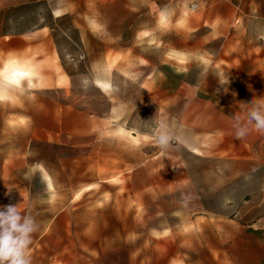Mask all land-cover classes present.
<instances>
[{
	"label": "rangeland",
	"instance_id": "rangeland-1",
	"mask_svg": "<svg viewBox=\"0 0 264 264\" xmlns=\"http://www.w3.org/2000/svg\"><path fill=\"white\" fill-rule=\"evenodd\" d=\"M0 74V182L36 222L139 172L130 264H264V0H0Z\"/></svg>",
	"mask_w": 264,
	"mask_h": 264
},
{
	"label": "crops",
	"instance_id": "crops-1",
	"mask_svg": "<svg viewBox=\"0 0 264 264\" xmlns=\"http://www.w3.org/2000/svg\"><path fill=\"white\" fill-rule=\"evenodd\" d=\"M146 170L147 198L150 199L153 198L150 186L157 184L164 188L169 182L165 174H158L163 177V181H157L161 177L156 178L149 168ZM139 174L136 172L129 176L131 190L128 199L99 196L85 199L81 205H76V198L72 197L66 206L50 213L46 219L37 221L39 227L32 235L29 246L32 264H122L125 261L130 264L132 246L122 242L124 236L129 237L128 233L124 235L122 231L124 219L132 218V212L126 207L131 205V208L136 206L137 209L139 205ZM28 192L30 190L25 183L11 184L2 180L0 210L9 205H18L34 217L36 210L29 204L32 200L27 197ZM147 206H151L149 201ZM135 218L138 221L137 211ZM131 232L130 237L133 236Z\"/></svg>",
	"mask_w": 264,
	"mask_h": 264
},
{
	"label": "clouds",
	"instance_id": "clouds-1",
	"mask_svg": "<svg viewBox=\"0 0 264 264\" xmlns=\"http://www.w3.org/2000/svg\"><path fill=\"white\" fill-rule=\"evenodd\" d=\"M172 15V11L165 7L161 11L162 17H169ZM100 72L103 70L100 69ZM17 75H23V73H17ZM13 84L18 81H13ZM107 90L112 92L111 83H105ZM11 87L9 84H5L0 74V102L4 101L5 88ZM32 87L31 82L28 85ZM24 91L23 88L20 89ZM253 107L250 109L249 122L255 121V127L264 131V106H256L252 101ZM247 129H237V137H243L247 133ZM168 136L162 135L159 138V144L161 146L168 143ZM26 179H31V176L26 174ZM39 225L35 218L24 210H21L18 205L6 206L3 210H0V264H32V258L29 246L32 242V235L38 230Z\"/></svg>",
	"mask_w": 264,
	"mask_h": 264
},
{
	"label": "bare ground",
	"instance_id": "bare-ground-1",
	"mask_svg": "<svg viewBox=\"0 0 264 264\" xmlns=\"http://www.w3.org/2000/svg\"><path fill=\"white\" fill-rule=\"evenodd\" d=\"M30 68H26L24 65L18 62H14L11 64L10 67H8L7 71L4 73V79L6 81L12 83L13 81H18L16 84H20L21 81H23L24 78L28 77L30 75ZM17 73H23V75H17ZM25 80V79H24Z\"/></svg>",
	"mask_w": 264,
	"mask_h": 264
},
{
	"label": "snow or ice",
	"instance_id": "snow-or-ice-1",
	"mask_svg": "<svg viewBox=\"0 0 264 264\" xmlns=\"http://www.w3.org/2000/svg\"><path fill=\"white\" fill-rule=\"evenodd\" d=\"M57 15H59V13H57ZM163 19L161 21V23H163ZM94 27H97L96 25H93ZM142 35H147V33H143ZM103 88L107 91V85H103ZM262 123H264V121H262ZM47 179V177H46ZM49 188H51V184L49 183Z\"/></svg>",
	"mask_w": 264,
	"mask_h": 264
}]
</instances>
